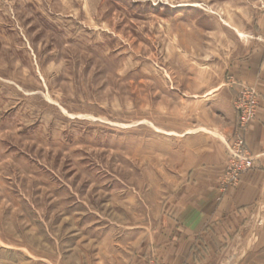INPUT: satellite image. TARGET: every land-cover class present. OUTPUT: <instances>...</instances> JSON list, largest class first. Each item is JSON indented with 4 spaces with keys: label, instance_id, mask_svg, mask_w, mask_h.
I'll return each mask as SVG.
<instances>
[{
    "label": "rangeland",
    "instance_id": "rangeland-1",
    "mask_svg": "<svg viewBox=\"0 0 264 264\" xmlns=\"http://www.w3.org/2000/svg\"><path fill=\"white\" fill-rule=\"evenodd\" d=\"M262 10L0 0V264H167L166 219L196 150L220 140L185 134L222 123L184 91L241 83L228 72Z\"/></svg>",
    "mask_w": 264,
    "mask_h": 264
},
{
    "label": "crops",
    "instance_id": "crops-1",
    "mask_svg": "<svg viewBox=\"0 0 264 264\" xmlns=\"http://www.w3.org/2000/svg\"><path fill=\"white\" fill-rule=\"evenodd\" d=\"M254 28L256 34L245 31L253 37L251 45L231 64L228 75L255 87L260 95L257 116L246 136L255 167L236 187L221 192L219 179L228 161L227 144L238 123L234 106L237 85L223 81L198 95L184 91L186 97L219 116L222 123L203 122L185 134L212 131L220 140L196 150L173 214L166 219L169 227L161 234L157 248L167 264H247L251 256L264 253V10Z\"/></svg>",
    "mask_w": 264,
    "mask_h": 264
},
{
    "label": "built area",
    "instance_id": "built-area-1",
    "mask_svg": "<svg viewBox=\"0 0 264 264\" xmlns=\"http://www.w3.org/2000/svg\"><path fill=\"white\" fill-rule=\"evenodd\" d=\"M232 77V76H231ZM233 78V77H232ZM238 90L234 98V106L238 112V127L228 145V164L225 175L221 179L222 191L237 186L244 173L252 170L255 158L246 146V136L250 124L255 120L259 109V93L254 87L233 82ZM148 264H163L155 256L149 258Z\"/></svg>",
    "mask_w": 264,
    "mask_h": 264
}]
</instances>
